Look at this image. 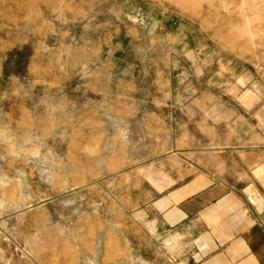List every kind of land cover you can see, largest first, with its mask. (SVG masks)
<instances>
[{"label": "rangeland", "instance_id": "1", "mask_svg": "<svg viewBox=\"0 0 264 264\" xmlns=\"http://www.w3.org/2000/svg\"><path fill=\"white\" fill-rule=\"evenodd\" d=\"M263 166L264 0H0V264H169L172 182Z\"/></svg>", "mask_w": 264, "mask_h": 264}, {"label": "crops", "instance_id": "2", "mask_svg": "<svg viewBox=\"0 0 264 264\" xmlns=\"http://www.w3.org/2000/svg\"><path fill=\"white\" fill-rule=\"evenodd\" d=\"M264 168V166H263ZM172 182L152 223L169 264H264V192Z\"/></svg>", "mask_w": 264, "mask_h": 264}]
</instances>
